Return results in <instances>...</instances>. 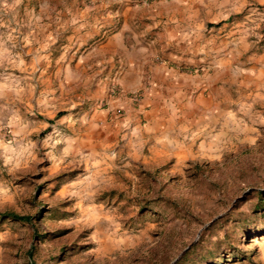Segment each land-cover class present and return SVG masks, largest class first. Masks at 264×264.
<instances>
[{"label":"rangeland","instance_id":"1","mask_svg":"<svg viewBox=\"0 0 264 264\" xmlns=\"http://www.w3.org/2000/svg\"><path fill=\"white\" fill-rule=\"evenodd\" d=\"M92 1L0 0V264H264V0H189L201 81L154 100Z\"/></svg>","mask_w":264,"mask_h":264},{"label":"crops","instance_id":"2","mask_svg":"<svg viewBox=\"0 0 264 264\" xmlns=\"http://www.w3.org/2000/svg\"><path fill=\"white\" fill-rule=\"evenodd\" d=\"M92 2L96 24L117 23L105 34L103 45L109 51L117 48L124 54L119 63L125 70L121 83L126 91L149 82L145 94L154 100L157 93L164 92L162 84L165 88L171 86V92L177 93L187 92L190 86L200 83L198 75L179 70L201 66L205 61L206 41L201 28L206 17L191 18L189 0ZM101 25L95 30L100 31ZM152 56L160 61L153 63Z\"/></svg>","mask_w":264,"mask_h":264},{"label":"trees","instance_id":"3","mask_svg":"<svg viewBox=\"0 0 264 264\" xmlns=\"http://www.w3.org/2000/svg\"><path fill=\"white\" fill-rule=\"evenodd\" d=\"M1 217H9L13 220H20V221H25L28 222L29 221V216L27 215H19V214H15L12 212H4L0 214ZM186 252H183L179 258L176 259L175 263H177L178 261H180V259L185 255Z\"/></svg>","mask_w":264,"mask_h":264}]
</instances>
